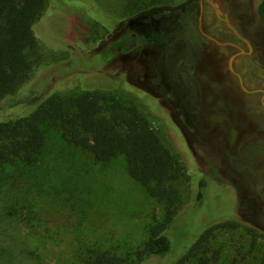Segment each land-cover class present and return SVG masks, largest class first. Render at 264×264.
<instances>
[{
  "label": "rangeland",
  "instance_id": "1",
  "mask_svg": "<svg viewBox=\"0 0 264 264\" xmlns=\"http://www.w3.org/2000/svg\"><path fill=\"white\" fill-rule=\"evenodd\" d=\"M261 1L253 0L254 6ZM124 5L125 0H48L49 22L55 27L59 45L54 51L44 50L51 68L42 76L48 79L56 76L58 68L74 70L76 65L91 69L93 66L86 61L99 54L101 59L108 58L111 37L118 32L129 33L127 23L136 16L123 17ZM129 62L138 67L137 59ZM63 79L60 83L66 85L68 80ZM76 84L66 85L64 91ZM96 84L86 80L83 86ZM135 86V82L108 85L135 101L186 165L178 146V128L168 111L153 104L146 94H138ZM0 112V116L11 113L10 108ZM53 134L51 147L58 148L51 149L48 165L60 163L64 174L75 171L74 177L81 176V184L73 186V195L57 192L60 179L48 175L47 167H39L33 179L23 169L21 180L15 176L13 165H8L0 173V264H92V254L102 250L131 256L147 242L151 228L162 221V204L131 180L123 159L96 162L90 153L72 149L58 140L56 131ZM199 145L195 143L197 148ZM187 170L190 179L174 183L182 209L172 225L173 249L164 258H152L142 264H175L190 251V262L207 258L210 264H264V240L254 238L239 222L232 226L237 222L233 211L238 202L220 192L215 179H203L200 170ZM214 171L210 166L209 172ZM39 176L45 182L39 184L40 188L36 183ZM25 180L28 183L21 184ZM201 182L204 188L200 187Z\"/></svg>",
  "mask_w": 264,
  "mask_h": 264
},
{
  "label": "flooded vegetation",
  "instance_id": "2",
  "mask_svg": "<svg viewBox=\"0 0 264 264\" xmlns=\"http://www.w3.org/2000/svg\"><path fill=\"white\" fill-rule=\"evenodd\" d=\"M259 4L172 0L152 6L128 21L129 33L111 37L108 58L99 54L86 61L91 69L83 68L85 80L109 87L135 82L138 94L164 107L178 128L187 167L200 170L203 179H215L220 192L238 202L236 221L264 236V22ZM129 59H137L138 67Z\"/></svg>",
  "mask_w": 264,
  "mask_h": 264
},
{
  "label": "trees",
  "instance_id": "3",
  "mask_svg": "<svg viewBox=\"0 0 264 264\" xmlns=\"http://www.w3.org/2000/svg\"><path fill=\"white\" fill-rule=\"evenodd\" d=\"M170 1L125 0L122 16H135ZM258 14L264 22V0L258 6ZM49 18L48 0H0V110L11 111L8 116H0V173L13 165L15 176L24 179L21 172L24 169L33 179L44 166L49 169L48 175L60 179L57 192L73 195L71 190L75 184H81V176L74 177L75 171L62 173L60 163L48 165L51 149L58 148L51 147L54 131L62 143L90 153L96 162L106 164L123 159L131 180L162 204L164 216L151 228L147 242L131 256L102 250L92 254L90 263L142 264L152 258H164L173 249L172 225L182 209L174 183L190 179L183 158L151 126L150 119L134 100L104 83L84 87L83 66L76 65L74 70L58 68L56 76L48 79L42 76L51 68L44 50L54 51L59 45ZM61 77L69 81L68 87L77 82L76 86L64 91L66 85L60 83ZM28 180L21 184H27ZM36 183L40 188L45 182L40 177ZM204 185L202 182L200 187ZM244 227L254 238H264ZM190 254L191 251L175 264H210L207 258L190 262Z\"/></svg>",
  "mask_w": 264,
  "mask_h": 264
}]
</instances>
